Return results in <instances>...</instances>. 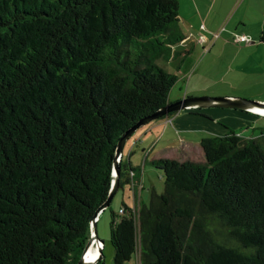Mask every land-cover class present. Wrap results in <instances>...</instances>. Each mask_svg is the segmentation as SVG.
<instances>
[{
  "label": "trees",
  "instance_id": "1",
  "mask_svg": "<svg viewBox=\"0 0 264 264\" xmlns=\"http://www.w3.org/2000/svg\"><path fill=\"white\" fill-rule=\"evenodd\" d=\"M178 4L0 0V264L77 263L119 138L169 102ZM200 143V160L152 158L163 191L111 211L115 264H264V127Z\"/></svg>",
  "mask_w": 264,
  "mask_h": 264
},
{
  "label": "crops",
  "instance_id": "2",
  "mask_svg": "<svg viewBox=\"0 0 264 264\" xmlns=\"http://www.w3.org/2000/svg\"><path fill=\"white\" fill-rule=\"evenodd\" d=\"M178 1L179 23L185 36L173 44L174 55L171 58L179 56L182 61L197 45L202 46L204 51L197 63L194 66L192 65L195 68L194 70L192 69V73L188 78H194L195 73H197L195 78H198V75L212 78L209 73L216 65L215 62L217 61L215 59H219L218 55L220 53H214L219 45H222L221 47L228 45L230 49V55L228 54L229 68L220 75L221 78H264V0ZM224 22L225 30H227L226 37L213 42L211 32ZM201 32L206 33L212 40H201L199 38ZM234 32L247 34L249 39L234 42ZM206 46H208V49H205ZM209 53H212V57L208 58L206 62L205 59ZM209 62L210 64L207 68L203 69ZM178 66L180 67V65ZM182 77L184 78V73ZM198 89L195 88L194 90ZM185 94V96H191L189 91ZM182 97L184 96L178 95V97L172 99V89L169 91V102ZM256 98L264 101L263 95H256ZM241 111L254 113L257 115V119H259L258 116L260 115L264 116V113L256 110ZM199 115L207 116L203 113L193 112L191 107L183 108L171 114L147 121L134 130V136L126 154L127 158H124V148L121 156L124 162H129L131 165L136 166L133 175L130 174L132 170L130 169L124 176V178L128 177L127 182H130L133 189L134 205L140 201V185L142 184V171L139 170L141 167L133 159L135 150L138 151L140 149L141 152L137 153L138 155L144 154L143 166H145L146 162L152 165L150 160L160 156L200 160L204 157L200 143L201 138L208 134L227 131L221 126L212 127L206 125ZM259 126L264 127V124L260 123ZM166 134L167 137H164ZM131 177L135 180V183H133ZM137 188H139L138 193L136 191Z\"/></svg>",
  "mask_w": 264,
  "mask_h": 264
},
{
  "label": "rangeland",
  "instance_id": "3",
  "mask_svg": "<svg viewBox=\"0 0 264 264\" xmlns=\"http://www.w3.org/2000/svg\"><path fill=\"white\" fill-rule=\"evenodd\" d=\"M225 27L226 26L224 22L215 29L219 32V34L216 38H213V42L214 40H220L226 37L227 30H225ZM233 41L240 42L234 39ZM221 46L222 45H219L218 48L214 51L215 54L220 53V55H218L219 59H215L217 61L215 62L216 65L209 73L212 78H205L204 75H198V78H195L197 76V73L194 74V78H188L192 73V69L194 70L195 68L193 66L203 55L204 51L202 49V46L200 47V45H197L193 50H191V52H189L188 55L184 57V59H182V61L181 57L179 56L170 58L169 60L161 59L158 61L162 66H164L165 69L175 72L178 76V78L170 88V90L172 89V99H175L176 97H178V95L185 96V93L188 91L189 95L191 96L231 95L253 99H258L256 98V95L264 96V78H221L220 75H222L229 68L230 64L228 56V54L230 55L229 46ZM205 49H208V46H206ZM210 57H212V53H209L207 55L205 61L207 62L208 58ZM209 64L210 62L206 64L203 69L207 68ZM178 65H180V67ZM183 73L184 78L182 77ZM195 88L199 89L194 90ZM202 108L203 109L197 111V113L203 112V114L207 115H199L206 125L212 127L221 126L224 130H228L231 127L238 132H241L244 136L258 135L261 131V127L259 126V124H264V116L260 115L258 116L259 119H257V115H255L254 113H245V111H241L239 108L237 109L235 107L224 106H204ZM175 134L177 133L175 132ZM133 136L134 133L129 136V138L125 142V146L123 147L125 159L127 158L126 154L128 152V148ZM164 137H167V134L164 135ZM140 152V149L133 152V159L136 164L140 165L141 168H139V170L142 171V184L140 185L141 193L139 200L145 203H149L151 192L153 189H155L157 192L163 191V170L151 165L149 162H146L145 166H143L142 164L144 154L138 155L137 153ZM136 191L138 193L139 188H137ZM133 193L134 192L131 188L130 182L123 181L122 185L117 189L114 196L112 197L110 204L106 206L104 210L101 211L98 215L97 232L99 237L103 239L104 242L102 245L103 256L101 257L104 264H115L114 247L110 239L111 211L114 210L116 213H119L120 207L123 206V202L133 206ZM88 251H90V249ZM91 264H95V262ZM124 264H138L137 255L134 254L132 258L127 260Z\"/></svg>",
  "mask_w": 264,
  "mask_h": 264
},
{
  "label": "water",
  "instance_id": "4",
  "mask_svg": "<svg viewBox=\"0 0 264 264\" xmlns=\"http://www.w3.org/2000/svg\"><path fill=\"white\" fill-rule=\"evenodd\" d=\"M204 106H224V107H235L240 109H246V110H255L256 106H264V101L259 99H253V98H246V97H238V96H231V95H224V96H207V95H200V96H184L180 99L170 101L163 105L161 108L157 109L155 112H153L150 115L144 116L140 118L136 123H134L132 126L128 127L126 131L121 135V137L118 140L115 156L113 160V178L109 190L108 197L106 200L99 206V208L96 210L94 216L91 219L90 222V235L89 238L84 246L83 252L77 261L76 264H91L95 262L97 259L101 258L103 256V250L101 246H98L99 248V258L96 260H87L86 259V252L87 250L94 244L98 245V241H102L98 235L97 232V226H96V216L99 215L102 209H104L106 206L110 204V201L112 200V197L114 196L115 192L117 191L119 187V181H120V159L123 152V147L125 145L126 140L129 138V136L134 132V130L140 126L141 124L154 119L161 117L165 114H168L172 111H178L183 108H190V107H204ZM258 111V110H256Z\"/></svg>",
  "mask_w": 264,
  "mask_h": 264
},
{
  "label": "built area",
  "instance_id": "5",
  "mask_svg": "<svg viewBox=\"0 0 264 264\" xmlns=\"http://www.w3.org/2000/svg\"><path fill=\"white\" fill-rule=\"evenodd\" d=\"M212 34H211V38L213 39V38H216L217 36H218V34H219V32L217 31V30H213L212 32H211ZM199 38L201 39V40H203V41H206V40H208V41H211L212 39L206 34V33H204V32H201L200 33V35H199ZM249 39V37L247 36V34H244V33H235V40H237V41H242V40H248ZM259 112H261V111H259ZM131 175H133L134 174V170H131V173H130ZM132 178V177H131ZM132 181H133V183H135V180L132 178ZM120 211H123V208H121L120 209ZM97 218H98V215L96 216V221H97ZM91 222V221H90ZM102 245H103V242L102 241H98V245L97 244H95V247H97L98 248V246H101L102 247ZM91 247H93V245L91 246ZM98 250H99V248H98ZM99 254H100V252L96 255V257L94 258V259H92V260H96L97 258H99Z\"/></svg>",
  "mask_w": 264,
  "mask_h": 264
},
{
  "label": "bare ground",
  "instance_id": "6",
  "mask_svg": "<svg viewBox=\"0 0 264 264\" xmlns=\"http://www.w3.org/2000/svg\"><path fill=\"white\" fill-rule=\"evenodd\" d=\"M255 108H256L255 110H258L264 113V106H256ZM89 249L90 251H88ZM89 249L87 250L88 253L86 252L85 256L87 260H92L99 253V250L97 247H95V244L93 245V247H90Z\"/></svg>",
  "mask_w": 264,
  "mask_h": 264
},
{
  "label": "clouds",
  "instance_id": "7",
  "mask_svg": "<svg viewBox=\"0 0 264 264\" xmlns=\"http://www.w3.org/2000/svg\"><path fill=\"white\" fill-rule=\"evenodd\" d=\"M97 260H98V259H97ZM97 260H96V261H97ZM96 261H95V262H96Z\"/></svg>",
  "mask_w": 264,
  "mask_h": 264
}]
</instances>
